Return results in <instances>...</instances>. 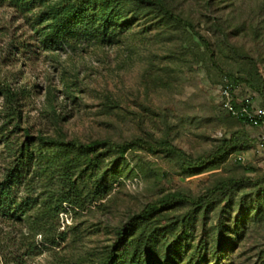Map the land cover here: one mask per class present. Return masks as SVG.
I'll return each instance as SVG.
<instances>
[{
  "label": "rangeland",
  "instance_id": "374dc122",
  "mask_svg": "<svg viewBox=\"0 0 264 264\" xmlns=\"http://www.w3.org/2000/svg\"><path fill=\"white\" fill-rule=\"evenodd\" d=\"M131 1L128 10L136 7ZM164 1L208 39L216 64L189 28L150 6L138 9L131 23L117 24L111 42L84 26L58 41L46 34L45 7L26 10L0 0V180L17 164L14 151L28 143L27 135L80 142L165 140L193 157L213 154L230 135L244 146L194 175L164 152L133 147L123 159L107 156L101 170L109 183L105 195L96 198L92 177L82 187V204L64 203L49 222V232L58 225L55 232L64 238L59 246L44 242L31 220L41 211L44 193L33 159L13 185L17 202L27 200L29 209L0 212V264H99L116 257L119 233L141 221L132 219L146 205L174 192L207 203L178 202L136 224L138 255L147 264H264L259 129L220 104L227 81L220 69L253 85L234 83L236 102L264 104V0ZM230 178L239 185L225 196L209 194Z\"/></svg>",
  "mask_w": 264,
  "mask_h": 264
},
{
  "label": "trees",
  "instance_id": "16d2710c",
  "mask_svg": "<svg viewBox=\"0 0 264 264\" xmlns=\"http://www.w3.org/2000/svg\"><path fill=\"white\" fill-rule=\"evenodd\" d=\"M22 9L30 10L33 6H43L42 11L44 19L48 20L47 35L55 40H67L68 36L73 32L72 28L84 26L89 29L95 37L111 42L112 38L117 34L116 25L129 24L133 15L141 7H153L165 18H170L191 30L192 35L202 45L203 49L210 55L211 60L215 63L214 54L210 47L208 39L200 35L193 27V24L173 13L165 4L164 0H132L136 7L128 10L127 0H10ZM132 13L131 17H128ZM216 64V63H215ZM225 75L227 81L224 85H230L232 96V104L234 107H240L244 103H238L233 97V84L244 81L249 86H253L249 79L235 77L234 74L220 69ZM260 90V89H259ZM261 91V90H260ZM5 94L10 99V94ZM249 103V102H248ZM250 104V103H249ZM264 105V104H263ZM230 115V114H229ZM232 116V115H231ZM234 117V116H232ZM244 121L242 118H237ZM27 144L20 145L14 156L18 161L12 168L7 171L0 180V212H5L11 208L25 213L31 204L27 200L17 202L13 195V185L20 180L21 172L24 168L29 169V164L35 159L37 165L38 179L41 180L43 190V200L40 206L41 211L37 217L31 219L37 224V232L41 233L44 242L53 246H59L64 241L60 233L49 232V222L57 218L58 213L63 208L64 203L67 205H81L85 194L83 186L92 177L93 192L96 198L105 195V189L108 186L106 179L107 171H101L105 163V158L110 155H117V159H123L124 154L133 147L144 148L145 150L158 153L164 152L178 157L180 169L187 175H194L207 170L210 167L222 162L234 150L244 146L245 142L238 139L236 135H230L224 139V143L213 154L207 156L193 157L176 147L168 141L161 140L156 142H148L142 139H132L116 143L111 140H92L89 142H80L77 140H65L63 138H54L47 136H38L33 138L27 135ZM8 146V144L6 145ZM37 149L34 157L33 151ZM109 169L111 173L117 172L118 165L113 164ZM239 180L230 178L218 181L213 187L208 189L209 194L216 196L225 191L239 185ZM100 192V193H99ZM225 193V194H224ZM224 199V198H223ZM190 201L193 204L207 203L202 200L201 196L191 198L179 192L169 193L155 202L149 203L141 212L132 219L140 222H130L129 227L120 232L121 252L115 257L111 254L99 264H147L145 260L138 255L141 252L140 243L138 242L139 234L134 236L136 224H142L147 221L153 214L163 209L170 208L178 202ZM256 200L252 201L250 209H254ZM257 210L258 207H255ZM258 213L256 211L255 215ZM241 214L239 213L238 216ZM234 218L233 230L238 229L239 217ZM243 218V217H242ZM240 219V223H241ZM232 232V231H230ZM234 232V231H233ZM222 238L219 240V247H222ZM227 243L225 242V245ZM167 264V261H166Z\"/></svg>",
  "mask_w": 264,
  "mask_h": 264
},
{
  "label": "built area",
  "instance_id": "2783aa9c",
  "mask_svg": "<svg viewBox=\"0 0 264 264\" xmlns=\"http://www.w3.org/2000/svg\"><path fill=\"white\" fill-rule=\"evenodd\" d=\"M220 95V104L224 110L234 117L242 118L247 124L259 129L256 145L264 151V105L253 106L246 102L240 107H234L228 85L221 87Z\"/></svg>",
  "mask_w": 264,
  "mask_h": 264
}]
</instances>
